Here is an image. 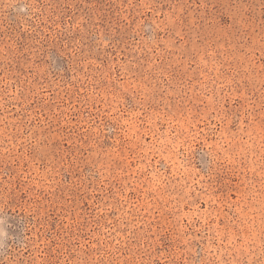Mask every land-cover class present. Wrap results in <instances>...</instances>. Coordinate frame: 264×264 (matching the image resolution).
<instances>
[{
    "label": "rangeland",
    "instance_id": "obj_1",
    "mask_svg": "<svg viewBox=\"0 0 264 264\" xmlns=\"http://www.w3.org/2000/svg\"><path fill=\"white\" fill-rule=\"evenodd\" d=\"M0 264H264V0H0Z\"/></svg>",
    "mask_w": 264,
    "mask_h": 264
}]
</instances>
